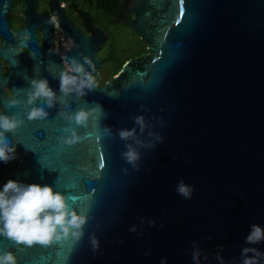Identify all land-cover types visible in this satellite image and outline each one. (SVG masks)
<instances>
[{
  "label": "water",
  "instance_id": "obj_1",
  "mask_svg": "<svg viewBox=\"0 0 264 264\" xmlns=\"http://www.w3.org/2000/svg\"><path fill=\"white\" fill-rule=\"evenodd\" d=\"M12 4L0 0V112L23 124L7 133L17 158L0 162V190L10 179L50 185L76 198L69 203L88 222L79 242L26 247L0 237V251L13 252L18 264H161L165 257L167 264H193V241L209 257L201 264H218L221 247L225 264H243L253 255L242 254L245 248L264 254V242H245L250 225L264 227V0H123L116 20L139 34L147 52L127 59L84 97L69 98L73 112L99 105L104 113H94L87 128L71 123L81 135L94 133L73 146L57 139L69 126L58 115L63 105L37 101L48 118H27L29 80L46 78L59 94L63 65L58 52L47 49L49 26L45 47L38 45L31 0L17 29L10 23ZM56 9L61 31L72 40L59 51L64 58L89 57L96 74L108 32L91 26L83 33L59 3ZM13 99L21 103L10 107ZM141 114L164 139L140 149L137 171L121 156L126 149L118 130L134 127L131 117ZM181 179L194 186L191 199L177 193ZM133 225L136 232L129 230Z\"/></svg>",
  "mask_w": 264,
  "mask_h": 264
},
{
  "label": "clouds",
  "instance_id": "obj_2",
  "mask_svg": "<svg viewBox=\"0 0 264 264\" xmlns=\"http://www.w3.org/2000/svg\"><path fill=\"white\" fill-rule=\"evenodd\" d=\"M82 57H65L64 68L60 71L59 94L50 87L46 78H32L29 80L30 89L27 90V105H30V111L27 118L30 121H43L48 118L49 112L44 106H38L37 101L42 102L47 108H53L63 105V109L58 115L69 126L63 128L67 135L58 137L62 144L73 146L89 140L94 133L86 131L83 135L78 133L76 128L71 127V123L87 128L88 122L94 113L104 115L99 105L84 110L72 111L70 97L75 96L80 99L87 95L89 91L98 87V82L94 73L95 65L92 60L80 54ZM21 103L18 99L10 102V107ZM141 108L147 112L144 105ZM134 127L118 130L119 138L125 141V151L121 153L122 158L131 167L139 171V162L142 159L140 149H154L157 143L163 142V136L154 130L155 126L149 122L145 115H136L131 117ZM160 127H164L163 119L158 121ZM23 124V120L18 119L15 114L7 115L0 112V162L8 163L17 158L16 148L7 136V133L15 134ZM104 133L112 136L111 128L105 127ZM126 172L127 169H124ZM177 193L185 199H191L194 186L186 185L181 179L177 183ZM76 203V198L69 197L61 191L54 190L50 185L24 184L16 180H8L2 190H0V237L13 242L15 246L32 247L35 245L50 246L54 243L67 240L69 238L79 242L84 237V227L88 222V217L80 214L69 203ZM143 222V217H138ZM149 226H154L155 221L149 219ZM163 227V226H162ZM131 232H136L137 227L133 225ZM142 235V232H141ZM208 236L207 239H212ZM246 244L255 245L264 242V227L257 224L250 225V232L245 237ZM93 253L99 249V240L94 235L90 237ZM123 243V241H121ZM193 251L191 252L193 264H201V257L204 261L209 259L208 255L199 248V242L193 241ZM221 247L216 253L218 264H225L221 255ZM251 252L250 258H245L243 264H257V258L264 260V254L255 248H245L242 254ZM150 254L146 253V255ZM0 264H18L16 255L11 251H0ZM161 264H167V258H162Z\"/></svg>",
  "mask_w": 264,
  "mask_h": 264
},
{
  "label": "flooded vegetation",
  "instance_id": "obj_3",
  "mask_svg": "<svg viewBox=\"0 0 264 264\" xmlns=\"http://www.w3.org/2000/svg\"><path fill=\"white\" fill-rule=\"evenodd\" d=\"M123 0L117 2V4L110 9V16H105L106 22H101L98 14H87V9L84 6L78 5L76 7L71 6L69 2L66 0H31L33 4V13L37 19V26L35 28V33L38 40V45L40 48L45 47V42L43 39V28L44 26L50 27V45L47 49L51 50L52 52H58V55L62 58V65L64 68V53L63 51H59V48L65 50L64 47L61 45H56L53 32L57 25H59L58 17H57V9L56 4L59 3L60 8L65 13L68 20L77 28H79L83 33H88L90 31L91 26L101 27L102 29L108 32V39L113 37L112 28L110 30L105 29V26L118 14L119 8L122 4ZM13 3L19 7L18 16L20 19V23L12 25L13 28L17 29L24 25L26 13L28 10V5L30 0H13ZM13 5V4H12ZM11 23V22H10ZM64 32V31H63ZM106 41V42H107ZM105 42V43H106ZM1 43V42H0ZM114 49H115V56H117L118 45L116 40L114 41ZM147 51L139 50L132 55H130L127 59L136 57L140 54L146 53ZM3 70H5V62H3ZM9 92L10 90L7 89Z\"/></svg>",
  "mask_w": 264,
  "mask_h": 264
},
{
  "label": "rangeland",
  "instance_id": "obj_4",
  "mask_svg": "<svg viewBox=\"0 0 264 264\" xmlns=\"http://www.w3.org/2000/svg\"><path fill=\"white\" fill-rule=\"evenodd\" d=\"M19 7L15 5L14 9V21L16 24L20 23V19L18 16ZM96 14L100 16L101 22L105 21V16L99 12L96 11ZM113 38L116 40V43L118 45V51L117 53L121 54L122 58H128L133 53L142 50L147 51L146 44L144 41L141 40L139 34L131 29L130 27L126 25H120L118 27L112 28ZM1 42V39H0ZM107 46L103 47L101 50L98 51V55L103 58L107 56ZM118 66L117 61L115 60H107L102 62V65L99 68V71L94 74L96 76L97 82L101 85H103L106 81L111 80L114 76V70Z\"/></svg>",
  "mask_w": 264,
  "mask_h": 264
},
{
  "label": "trees",
  "instance_id": "obj_5",
  "mask_svg": "<svg viewBox=\"0 0 264 264\" xmlns=\"http://www.w3.org/2000/svg\"><path fill=\"white\" fill-rule=\"evenodd\" d=\"M67 2L70 3L71 6H84L87 9V14L91 13V14H96V11L101 12L104 16H110L109 12L110 9L113 8L117 2H119L120 0H66ZM14 9H15V3H13L12 8H11V13H10V22L12 25H15V21H14ZM99 16V15H98ZM100 18V16H99ZM108 26H105L104 28L107 30H110V28L113 27H118L120 25H123L122 22L116 20V19H112L108 24ZM114 37H110V39L100 47L99 50H101L103 47L107 46V56L103 57L102 60L107 61V60H115L118 63V66L115 68L114 70V74H116L118 72V70L121 68V66L123 65V63L127 60V58H122L121 54H117V56H115V49H114Z\"/></svg>",
  "mask_w": 264,
  "mask_h": 264
},
{
  "label": "built area",
  "instance_id": "obj_6",
  "mask_svg": "<svg viewBox=\"0 0 264 264\" xmlns=\"http://www.w3.org/2000/svg\"><path fill=\"white\" fill-rule=\"evenodd\" d=\"M53 38H54L56 45H58L57 41H59L60 45L64 47L65 49L69 48L72 43L71 38L61 31V28L59 25H57L54 29Z\"/></svg>",
  "mask_w": 264,
  "mask_h": 264
},
{
  "label": "snow or ice",
  "instance_id": "obj_7",
  "mask_svg": "<svg viewBox=\"0 0 264 264\" xmlns=\"http://www.w3.org/2000/svg\"><path fill=\"white\" fill-rule=\"evenodd\" d=\"M101 167H103V164L101 163V165H100Z\"/></svg>",
  "mask_w": 264,
  "mask_h": 264
}]
</instances>
